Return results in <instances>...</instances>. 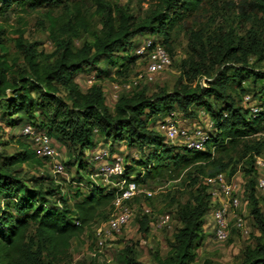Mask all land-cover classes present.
<instances>
[{"label": "trees", "instance_id": "16d2710c", "mask_svg": "<svg viewBox=\"0 0 264 264\" xmlns=\"http://www.w3.org/2000/svg\"><path fill=\"white\" fill-rule=\"evenodd\" d=\"M63 1L0 0V14L17 6L25 12L28 7L47 4L48 29L56 44L53 61L44 62L35 44L17 39L27 63V67L20 68L17 58H9L5 26L0 23V118L12 129L23 130L31 124L46 132L56 148L67 149V161L61 156L66 168L77 165L75 185L70 189L73 195L66 194L63 185L45 172L27 180L22 166L41 169L45 159L37 155L35 142L28 135L25 140H16L15 134L11 136L7 143L16 142L19 149L11 154L0 152V264H58L68 254L74 238L81 236L104 212L114 211L117 188L90 179L103 162L96 161L99 162L96 167L88 155L98 149L101 140L110 143L112 162L115 155L124 156L123 177L139 186L174 178L181 169L195 165L201 169L203 163L210 161L219 165L208 176L224 172L231 178L236 172L227 170L223 159H215V152L228 153L245 142L241 155L244 157L252 150L260 153L262 145L246 141L264 132V71L257 70L256 62H252L253 55L258 60L264 58L263 30L258 34V24L264 25V0L254 1L255 9L262 12L260 18L241 9L242 15L247 13L248 20L254 21V28L245 37L231 31L205 37L203 31L188 30L191 53L180 61V80L173 91L162 89L149 94L143 86L131 95L122 94L113 109L106 104L101 83L95 81L84 91L77 77L83 73L93 75L96 80L117 78L115 75L130 77L132 66L147 59L146 54L137 52L146 43L142 44L137 37L146 35L154 44L165 46L174 65L172 33L185 27L186 21L209 0H153L149 14L143 19L124 4L91 0L101 17V34L90 29L82 3H72L69 8L67 5L68 12L54 15V7ZM203 77L206 86L198 83ZM194 81L196 85L192 86ZM62 88L67 91L66 97L61 95ZM247 94L262 106L258 114L238 104ZM174 111L196 119L204 111L205 127L209 120L213 121L205 150L173 144L159 130L160 122ZM122 143L129 150L127 154L123 153ZM249 160V166L244 167V175L249 177L246 190L251 201L250 216L260 236L255 237L254 245L246 246L239 264H264V214L255 194L258 168L255 169L254 157ZM195 172L189 170L187 176L194 183L189 199L182 203L171 197L172 204H177L180 225L173 233L166 257L158 250L154 252L156 264H197L198 249L208 236L215 239L213 221L209 225L212 231L206 233L205 229V216L212 213L209 186L195 188ZM84 182L87 192L80 187ZM72 197L79 200L71 203ZM139 197L132 201H138ZM137 220L140 229L148 233L149 215L142 212ZM125 251V264H144L137 261L130 246Z\"/></svg>", "mask_w": 264, "mask_h": 264}, {"label": "rangeland", "instance_id": "374dc122", "mask_svg": "<svg viewBox=\"0 0 264 264\" xmlns=\"http://www.w3.org/2000/svg\"><path fill=\"white\" fill-rule=\"evenodd\" d=\"M109 1L112 3L124 4L126 7H129L135 16L139 17V19H143L149 14L152 6L151 2L153 0ZM254 1L255 0L206 1L200 11L193 18L186 21L185 27H178L172 33L174 65H171L167 70L154 75L152 80H148L146 76L148 61L147 59H142L132 66V71L128 78L115 75L117 78L112 77L96 80L93 75L83 73L77 77V81L81 89L84 91L95 81L101 83L106 93V104L110 109L114 108L115 103L122 94L131 95L134 91L141 89L143 86L147 89L149 94L159 92L162 89H166L168 92L173 91L180 80V61L188 57L191 53L188 30L193 28L195 31H203L202 34L205 37L230 31L232 34L245 37L247 31L254 28V21L248 20L247 13H251L252 15L250 16L257 15L258 18L262 16V12L255 9ZM77 2L80 3V5L81 3L83 4L81 7L83 8L85 18L89 20L90 29L101 34L103 31L101 17L97 14L95 10L96 8L91 0H64L60 6L54 7V15H62L63 13L68 12V8L71 4ZM67 5L68 8L66 7ZM47 7V4L42 7H28L24 12L19 6H17L15 8L7 9L0 14V23L5 26V42L9 49V58H17V66L20 68L27 67L25 57L16 44V40L20 38L25 42L35 44V49L40 53V58L44 62L53 61L55 57L56 44L48 29L49 21L46 17V12L48 10ZM242 8L246 10V14H241ZM258 25L259 36L262 30V35H264L263 22ZM147 38L150 39V36L146 35L137 37L142 44L144 41H147ZM252 58V62H256V64H254L256 69L264 71V58L258 60L257 55H253ZM232 65L236 64L234 63ZM141 74L143 75L139 79V75ZM136 80H138V83H135ZM182 81L183 83H187L186 79H183ZM196 82L197 81H194L192 86H195ZM198 83L202 86H206L205 78H201ZM61 95L66 97V89L62 88ZM249 95V103H247V100L244 97V100L237 101L238 104L249 107L251 104L258 103L257 99L253 100L252 95ZM175 117L182 123L188 125H193L194 122H197L201 126H205L206 122L204 115H202L201 118H198L199 121H197L196 118L186 117L181 112H176ZM158 121H160V119ZM13 134L16 135V140L26 139L22 127L12 129L6 126V123L0 118V152L6 151V153L11 154L19 149L16 142L10 144L7 143L8 141H11V136ZM99 139L101 140L102 137H99ZM247 140L246 143L250 145L257 142L261 143L260 153L257 154L252 150L247 153L246 156L242 157L241 155L245 147L244 142L240 148L231 150L228 153L215 152L214 156L215 159L224 160L227 164V170L229 169V171L236 172L233 176H235L240 182L241 187V206L238 209V212L243 214L249 234L244 233L241 229L235 226V219L232 215L230 220L231 230L229 238L226 241L218 242L214 237L208 236L205 244L198 249L197 264H202L204 261H210L213 264H239L243 260V252L246 246L249 244L254 245L256 242L255 237L260 236V231L255 226L250 216L251 201L248 197V191L246 190V184L249 181V177L244 175V167L247 165L249 166L248 163L250 162L249 158L251 156L255 158V169L257 158L260 157L264 160V132L252 135ZM172 143L180 144L178 141ZM125 145L126 144L122 143L121 147L122 149L124 148L123 153L127 154L129 150ZM109 146L110 143H104L101 140V144L98 146L97 150H99V148H108ZM255 146L257 145L255 144ZM59 147L60 148L57 149L61 152L65 162L68 159L67 149L64 146ZM97 150L88 155L91 163L96 167L99 163L94 161ZM133 154L137 155L138 153L133 152ZM109 162L111 163L112 159L104 161L105 164H109ZM99 164L101 166L103 165L101 163ZM100 165L98 167H100ZM218 165L213 164L212 161L205 162L201 165V169L197 168L198 165H195L191 168L181 169L179 173L174 174V178L168 177L165 180L159 179L155 182L141 185L143 190H152L154 191V194L151 199L148 200L144 197V192H142L138 195L140 196L138 201H131L130 207L133 210L132 217L129 222L123 226L120 232L108 238L104 247L98 246L96 232L100 226H105V223L113 213L110 211L104 212V214L100 215L98 220L81 236L73 239L68 254L63 257L58 264H125V249L128 246L134 249L137 261L144 264H156L154 260V252L158 250L161 256L166 257L167 252L170 249V241L173 239V233L180 225V222L177 219V204H172L171 197L174 196L178 202H186L190 197V192L193 191L192 186L194 185L191 178L187 177L189 170L192 172L196 171L194 187L197 188L202 185H207L205 179L208 177V173L216 170ZM21 171L27 180L33 175L45 172L53 177L57 183L63 185L66 194L73 195L70 189H72V187L74 188L75 185L73 177L76 176L77 172L76 163L67 166L65 173H54L52 165L47 161L41 169L34 168L31 165H23ZM257 172L258 178L264 177V169H258ZM83 174L85 175L84 172ZM225 175L228 181L231 180L232 177L229 178L227 173H225ZM90 179H92L91 176ZM117 180L116 177L101 173L96 177V180L93 181L104 186L109 185L110 187H114L113 183L117 182ZM28 183L31 184L30 182ZM80 187L82 191L87 192L88 188L85 186V182L82 185L80 184ZM209 190L211 193L212 187L209 186ZM255 194L259 200L260 209L264 214V189L259 188L258 183L255 185ZM70 199L71 203L79 200L73 197ZM145 208L149 209V212L146 213L151 218L150 230L148 233H144L140 229L137 220L138 215L144 212ZM108 215L109 217L107 218ZM164 215H169V221L161 224ZM205 219L207 220L205 228L206 233H210L212 231L211 226L209 227L212 222L211 213H208L205 216Z\"/></svg>", "mask_w": 264, "mask_h": 264}, {"label": "built area", "instance_id": "2783aa9c", "mask_svg": "<svg viewBox=\"0 0 264 264\" xmlns=\"http://www.w3.org/2000/svg\"><path fill=\"white\" fill-rule=\"evenodd\" d=\"M137 52L147 55L148 64L146 76L148 80H152L154 75L167 70L172 65L170 54L165 46L161 43L154 44L151 39L147 40L145 45L139 47ZM142 75L143 74L139 75V79ZM135 83H138V80H136ZM249 96V94L245 96L247 103L250 102ZM249 108L253 114H258L263 109L262 106H259L257 103L251 104ZM202 115H205L204 111L201 112L199 117L201 118ZM175 116L176 112L174 111L165 117L159 124V130L166 138L171 142H175L178 139L179 145L188 149L205 150L208 140L210 139L209 131L214 127L213 121L209 120L206 127L201 126L197 122L189 126L176 119ZM197 121H199L198 118ZM23 133L33 139L37 155L45 159V162L47 161L52 165L54 173H65L66 166L61 160L62 154L56 146H54L50 136L46 132L38 131L31 124H27L23 128ZM110 157L111 153L109 148H99L94 159L95 161H102L103 165L90 175L93 180H96V177L101 173L118 179L117 182L113 183L114 187L117 188V192L113 201L114 211L112 216L107 220L105 226H100L96 232L99 247H104L106 245V240L120 232L123 226L129 222L133 214L130 203L135 196L140 195L142 192L149 197H152L154 194V191L143 190L137 183L128 182V179L123 177L125 168L124 156L117 154L113 162L105 164L104 161L110 159ZM256 167L258 169H264V160L262 158H257ZM205 180V183L212 187L211 215L215 239L218 241H225L229 238L232 215L235 219V226L244 233L249 234L243 214L238 212L241 206V187L237 178L233 176L231 180L228 181L225 173L221 172L216 175L208 176ZM258 186L264 189V177L258 178ZM144 210L145 213L149 212L147 208ZM168 221L169 215H164L161 224L167 223Z\"/></svg>", "mask_w": 264, "mask_h": 264}]
</instances>
